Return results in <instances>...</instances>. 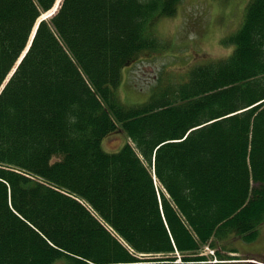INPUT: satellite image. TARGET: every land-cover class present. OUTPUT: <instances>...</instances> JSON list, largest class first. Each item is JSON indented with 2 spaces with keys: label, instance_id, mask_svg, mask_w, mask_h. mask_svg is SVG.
<instances>
[{
  "label": "trees",
  "instance_id": "trees-1",
  "mask_svg": "<svg viewBox=\"0 0 264 264\" xmlns=\"http://www.w3.org/2000/svg\"><path fill=\"white\" fill-rule=\"evenodd\" d=\"M55 1L0 0V88ZM180 2L63 0L39 22L0 91V264H206L205 246L232 260L220 242L258 236L264 0L222 40L230 55L145 103L117 96L127 65L165 51L152 29Z\"/></svg>",
  "mask_w": 264,
  "mask_h": 264
},
{
  "label": "rangeland",
  "instance_id": "rangeland-1",
  "mask_svg": "<svg viewBox=\"0 0 264 264\" xmlns=\"http://www.w3.org/2000/svg\"><path fill=\"white\" fill-rule=\"evenodd\" d=\"M247 3L248 0H181L177 14L160 20L152 29L166 45L165 51L143 56L127 65L117 96L126 104L145 103L149 92L181 82L193 66L230 55L231 49L224 46L222 40L241 26ZM166 69H170L169 77L163 76ZM124 144L123 135H112L103 140L102 148L109 154L118 152ZM218 245L219 251L222 247L225 249L226 252L222 251L226 256L232 254L239 259L251 258L264 263V223L252 241L231 235ZM228 250L234 253H227ZM210 258L220 262L212 255ZM247 263L250 261L242 264ZM53 264L67 263L60 259Z\"/></svg>",
  "mask_w": 264,
  "mask_h": 264
},
{
  "label": "bare ground",
  "instance_id": "bare-ground-1",
  "mask_svg": "<svg viewBox=\"0 0 264 264\" xmlns=\"http://www.w3.org/2000/svg\"><path fill=\"white\" fill-rule=\"evenodd\" d=\"M1 167V166H0ZM2 169V168H1ZM12 171V170H11ZM17 171V170H16ZM102 221V220H101ZM105 224V223H104ZM114 234V233H113ZM113 236V235H112Z\"/></svg>",
  "mask_w": 264,
  "mask_h": 264
}]
</instances>
